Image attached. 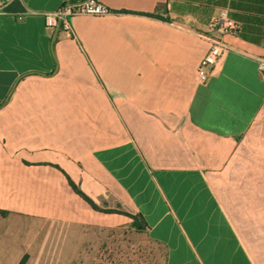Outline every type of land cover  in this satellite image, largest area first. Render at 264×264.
I'll list each match as a JSON object with an SVG mask.
<instances>
[{
    "label": "crops",
    "instance_id": "1",
    "mask_svg": "<svg viewBox=\"0 0 264 264\" xmlns=\"http://www.w3.org/2000/svg\"><path fill=\"white\" fill-rule=\"evenodd\" d=\"M3 1L0 264H79L135 216L167 264H264V0H101L53 35L65 0Z\"/></svg>",
    "mask_w": 264,
    "mask_h": 264
},
{
    "label": "rangeland",
    "instance_id": "2",
    "mask_svg": "<svg viewBox=\"0 0 264 264\" xmlns=\"http://www.w3.org/2000/svg\"><path fill=\"white\" fill-rule=\"evenodd\" d=\"M79 264H167L166 250L134 224L101 227L93 230Z\"/></svg>",
    "mask_w": 264,
    "mask_h": 264
},
{
    "label": "built area",
    "instance_id": "3",
    "mask_svg": "<svg viewBox=\"0 0 264 264\" xmlns=\"http://www.w3.org/2000/svg\"><path fill=\"white\" fill-rule=\"evenodd\" d=\"M8 2L0 0V15L6 13ZM111 12L101 0H65L58 8L50 11L42 12L45 17L46 29L52 35L59 29L71 33L72 19L78 15H97L103 16ZM27 12H21L18 19H23ZM211 26L221 30L224 34L237 33L240 30L241 24L228 16L226 10H222L215 17ZM228 47L221 39L213 40L207 54L201 60L197 73L201 82H206L209 77L215 72L218 63L225 55ZM259 72L264 75V58H259Z\"/></svg>",
    "mask_w": 264,
    "mask_h": 264
},
{
    "label": "trees",
    "instance_id": "4",
    "mask_svg": "<svg viewBox=\"0 0 264 264\" xmlns=\"http://www.w3.org/2000/svg\"><path fill=\"white\" fill-rule=\"evenodd\" d=\"M69 182L71 184V186L73 187V189L79 193L87 202H89V204H91V206L97 210H99L100 208L95 204V202L89 197L87 196L80 188L79 186L73 182L70 178H69ZM133 224L136 226V227H139V228H143V224H142V221L141 219H139L137 216L134 217V221H133ZM26 258L27 256H24L23 259L20 261L19 264H25L26 262Z\"/></svg>",
    "mask_w": 264,
    "mask_h": 264
}]
</instances>
